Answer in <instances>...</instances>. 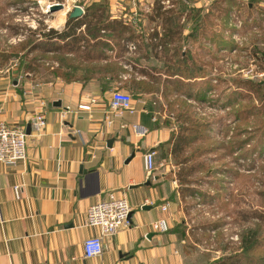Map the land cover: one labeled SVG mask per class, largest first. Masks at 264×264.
I'll use <instances>...</instances> for the list:
<instances>
[{
	"label": "crops",
	"instance_id": "0c3cea01",
	"mask_svg": "<svg viewBox=\"0 0 264 264\" xmlns=\"http://www.w3.org/2000/svg\"><path fill=\"white\" fill-rule=\"evenodd\" d=\"M101 1H79L70 10L79 5L85 11ZM105 1L112 19L122 21L128 29L119 38L102 31L97 39L101 43L96 47L99 58L90 61L88 67H106L116 61L124 71L119 81L96 74L86 83L67 82L61 77L49 79L52 75L45 69L41 74L19 73L10 83L0 78L1 120L14 127H27L41 101L46 103L47 118L42 135L30 134L27 139L26 162L0 163V264H200L194 259L195 254L201 256L198 250L192 249L190 255L184 234L173 230L179 221L184 224L185 217L183 210H177L183 197L170 180L169 170L157 169L149 175L144 168L143 155L148 150L156 151L157 161L162 153L169 157V163L174 160L173 142L170 147L165 144L170 142L175 126L163 125L155 110L148 106L143 109L137 98L134 114L127 113L110 128L104 122L112 92H128L122 86L124 80L136 79L137 56L140 60L153 59L150 50L144 48L149 42L145 35V43L137 46L139 29L162 37L164 20L158 14L170 16L172 3ZM204 2L198 0L193 7L202 8ZM67 21L59 26L60 32L69 30ZM188 25L183 27L184 36L190 33ZM76 34L91 45L96 42L85 25ZM70 40H58L60 45L70 43V47L56 53L77 59L84 54L85 43ZM129 44L136 46L135 52L129 50ZM51 51L46 55L53 54ZM34 74L42 81L32 79ZM56 102L60 106H55ZM80 105H89L91 110H80ZM68 108L72 111L63 119L62 113ZM122 124L128 127L122 128ZM133 125L148 129L147 136L138 137ZM15 186H21L19 198ZM110 192L126 195L132 208L130 226L104 238L103 255L86 258L84 241L100 236L98 228L85 226L87 211ZM167 203L170 209L164 213L161 208ZM164 218L169 222V232H154L152 224Z\"/></svg>",
	"mask_w": 264,
	"mask_h": 264
},
{
	"label": "rangeland",
	"instance_id": "374dc122",
	"mask_svg": "<svg viewBox=\"0 0 264 264\" xmlns=\"http://www.w3.org/2000/svg\"><path fill=\"white\" fill-rule=\"evenodd\" d=\"M79 1L83 0H0V78H6L9 82L19 73L23 76L26 72L19 71L21 59L43 57L41 51L28 54L27 50L22 49L52 26L61 31L59 26L68 20L71 5ZM170 1L172 7L168 11L171 17L175 16L172 26L179 23L184 27L189 22L187 30L190 31L193 24L189 17L185 13L182 18L176 16L184 5L193 8L198 0ZM204 1L202 8L207 13L214 8L216 0ZM98 4L105 5L109 11L105 0ZM49 5L51 9L47 11ZM59 5L62 7L53 10L54 6ZM218 6L221 10L218 12L215 9L216 12H212L210 17L211 32L217 38L224 39L227 46L218 50L210 43L211 39L205 38L202 41L204 48L201 49H197V45L185 46L183 43L180 46L175 43L166 48L159 46L151 49L146 42L144 48L150 50L153 59L139 62L137 56V75L133 77H136V81H145L155 87L152 93H140L139 100L156 110V118L163 125L175 126V133H180V127L185 125L184 116L191 121H199V125L209 124L199 130L196 141L185 149L183 154L188 157L200 148L188 164L180 163L183 156L173 158L169 163L165 153L157 161V169L169 170L170 180L177 184L182 194L183 200L177 205V210H183L185 222L182 224L179 221L173 230L184 234L183 240L190 248V255L192 249H197L201 256L199 258L195 254V261L212 264L250 248L257 241V234L259 243L252 248L254 252L250 256L253 258L248 259L249 263L246 264H264V86L261 91L255 92L247 86L236 84V81L249 80L245 76L246 70L264 72V13H261L264 0H235L232 5L221 0ZM252 6L253 9H250ZM161 18L163 21L164 15ZM139 30L137 36L142 34L148 40L151 38L152 32H144V28ZM211 32H208L209 35H212ZM33 33L40 35L34 38ZM51 44L54 51L62 46L58 40ZM118 46L120 52L121 45ZM176 50L191 51L196 55L199 66L204 67L205 78L200 79V84L192 89L197 93L205 82L203 80H211L213 89L208 92L206 100L187 98L182 95L184 89L179 95L169 90L165 92L163 81L167 77L164 74L168 63L175 61L169 59L173 58ZM52 53L44 56L43 61H38L39 67H35L33 73H44V69L50 73L60 69L58 61L62 55ZM143 73L151 75L159 83L150 82ZM36 75L32 79L42 81ZM49 79H53V76ZM169 79L171 82L175 80ZM255 82L264 83L261 80ZM184 87L188 89L186 82ZM186 103L192 107L189 109ZM190 167L195 169L191 171Z\"/></svg>",
	"mask_w": 264,
	"mask_h": 264
},
{
	"label": "trees",
	"instance_id": "16d2710c",
	"mask_svg": "<svg viewBox=\"0 0 264 264\" xmlns=\"http://www.w3.org/2000/svg\"><path fill=\"white\" fill-rule=\"evenodd\" d=\"M229 5H232L235 0H226ZM221 0H216L213 4V7L211 10L206 11L203 8H188L184 5L183 9L177 14L176 17L182 18L184 13L189 17V21H192L193 28L190 30V33L188 35H183V26L179 23L176 26H172V22L175 20V16L171 17H165L164 15V34L162 37H158L155 34L151 35V38L149 39V44L147 45L148 48H156L158 46L167 47L170 44L178 43V46H180V43H183L185 46L192 45L193 47L197 45V49L204 48L202 41L203 39H211L212 42H210L212 45H215L218 47V50L221 49L222 46H227L226 42H224V39L217 38V36L214 35V32H211V16L212 12H216L215 9L219 12L220 7L218 6ZM217 7L215 8V6ZM253 9V6L250 8ZM225 12H227V9H225ZM264 13V9H262L261 13ZM202 15V17H201ZM159 17H162L163 14H158ZM210 19V20H209ZM87 27V31L90 32V35L96 40L95 44L91 45V42L88 39H85L84 37H79L76 34L77 29H80L82 26ZM66 27L69 28V30H64L62 32L57 31L55 29H48V32L41 34L38 39H36L34 36H39L38 33H33V36L35 40L28 42L24 45L23 51L27 50V53L30 54L33 51H41L43 53V57L47 56L46 52H49L50 50H53L51 52H58L59 49L61 50H67V47H70V43L64 42L61 47H58L56 51H54L53 44H51L54 40H67L71 39L69 42H79V43H85L83 45L84 54L81 56H78L75 61L72 59L67 60L64 55H62V59H59L58 62H60V69H56L50 72V74L53 77H61L65 79L67 82H88L90 79L94 78L96 74H100V76L107 77L110 76L114 80L120 79V74L123 71L122 67L119 66V64L116 61H113L106 67H88L90 64V61H93L97 58H99V52L96 48L99 43H101L100 40L97 41V39L102 36V31L110 32L109 36L116 38L121 37L126 30L128 29L124 23L118 19H112V15L109 11L106 10V6L103 4L95 3L85 9V14L81 18L77 19H69L66 23ZM208 32H211L212 35H209ZM78 36V37H77ZM212 36V38H209ZM74 38V39H73ZM220 39V40H219ZM153 40H157L159 44H155ZM141 42L145 43L144 36L142 34L137 36V43ZM154 43V44H153ZM221 43H224L223 45ZM140 44V45H141ZM202 44V45H201ZM151 48V49H152ZM175 55L173 58L169 60H175L172 64L167 63L168 67L166 70V73L164 74L167 79H165L162 84L166 85L165 92L172 91L175 94L179 95L182 94V91L184 89V92L182 95L188 96L187 98H193L197 99L198 101H203L207 99V94L213 89V86L211 85V80H203L205 81L203 85H201L197 91V93H194V88L196 85L200 84L198 82L199 79H203L206 76L205 69L203 66H199L197 63L196 55L194 53H191V51H185V52H179L176 50ZM26 53V54H27ZM25 54V56H26ZM42 56L28 60L27 57L24 59H21L19 63V71H25V72H34L35 67H39L38 61L44 60ZM148 60V59H144ZM72 61V62H69ZM140 62V59L138 60ZM86 63V66L84 64ZM201 65V64H200ZM145 77L149 78L150 82H154L155 84L159 83L157 82L154 77H152L149 74H144ZM169 78H175L172 82L169 81L171 79ZM155 80V81H154ZM160 81V79H159ZM175 81V82H174ZM186 82V87L188 89H185L184 83ZM188 82V83H187ZM196 82V83H195ZM240 84L241 86H247L250 89L254 90L255 92H259L262 90V87L264 86V83L262 82H255L254 80H247V81H236V84ZM123 87L133 94L134 98H137V100L140 97V93H152L155 90V87L145 81H136V79H132L128 82H126ZM239 87V88H240ZM184 103V102H183ZM187 104V103H186ZM188 108L190 109L192 106L188 105ZM150 107V106H149ZM153 110L154 108L151 107ZM156 111V110H155ZM184 122L185 125H182L180 127V133H173L170 142L165 144V146H169L173 142V150L172 154L175 159H180L181 156H183V159H181L180 163L188 164V162L192 161L194 159L193 157L196 156V154L199 152L200 148L197 150L191 152V154L188 157L184 156V152L187 146L193 144L192 142L196 141V136L199 134L200 129H205L209 124H201L199 125V121H191L189 117L184 116ZM242 120H240L241 122ZM239 136V135H237ZM245 144V141H244ZM170 147V146H169ZM195 152V153H194ZM193 153V154H192ZM179 163V164H180ZM195 168L190 167V170L193 171ZM255 242L252 244V246L249 248H246L243 252L240 254H235L234 256L225 257L223 259L217 260L213 262L212 264H246L249 263L250 255L254 252L252 251V248L258 245L259 239L257 234H255ZM249 259V260H248Z\"/></svg>",
	"mask_w": 264,
	"mask_h": 264
},
{
	"label": "built area",
	"instance_id": "2783aa9c",
	"mask_svg": "<svg viewBox=\"0 0 264 264\" xmlns=\"http://www.w3.org/2000/svg\"><path fill=\"white\" fill-rule=\"evenodd\" d=\"M51 6H47V11ZM131 52L136 51L134 44H129ZM244 70H242L243 72ZM246 78L254 81H264V72H255L246 70ZM146 108V103L139 100ZM134 97L131 94L125 93L122 90L112 92L111 100L104 115V122L108 128L113 126L116 121L122 120L126 114H134L136 109L133 106ZM80 110H91L89 105H80ZM71 109L68 108L62 113V118L65 119ZM156 121V118L153 119ZM31 134L40 137L47 126L46 118V103L41 101L39 111L31 120ZM122 128L128 127L127 124H122ZM134 133L141 138L148 134V129L133 125ZM27 127H14L9 123L0 119V163L6 165H16L27 161ZM144 168L147 174L152 175L157 170V153L154 150H148L143 155ZM21 186H15V193L20 197ZM162 212L168 213L170 205L164 204ZM132 208L125 194L110 192L104 199L92 205L87 211L85 226L90 228H98L100 236L93 237L84 241V254L86 258H95L103 255L105 237L117 235L122 229L130 226ZM153 231L157 233H167L170 230L167 219H160L152 224Z\"/></svg>",
	"mask_w": 264,
	"mask_h": 264
},
{
	"label": "water",
	"instance_id": "95a60500",
	"mask_svg": "<svg viewBox=\"0 0 264 264\" xmlns=\"http://www.w3.org/2000/svg\"><path fill=\"white\" fill-rule=\"evenodd\" d=\"M59 7H62V5H59V6H54L53 7V10H58ZM85 14V11L84 9L81 7V6H75L73 8V10L70 12L69 14V19H77V18H81L83 17ZM15 84H17V81L14 82ZM55 106H60V103L59 102H56L54 103ZM27 134L30 135L31 134V125H28L27 126ZM112 141H109L108 142V147H111L112 146Z\"/></svg>",
	"mask_w": 264,
	"mask_h": 264
}]
</instances>
